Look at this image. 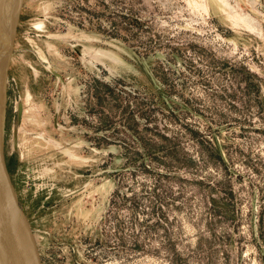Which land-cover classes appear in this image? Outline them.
<instances>
[{"label": "rangeland", "instance_id": "rangeland-1", "mask_svg": "<svg viewBox=\"0 0 264 264\" xmlns=\"http://www.w3.org/2000/svg\"><path fill=\"white\" fill-rule=\"evenodd\" d=\"M6 91L44 264H264V0H23Z\"/></svg>", "mask_w": 264, "mask_h": 264}, {"label": "water", "instance_id": "water-1", "mask_svg": "<svg viewBox=\"0 0 264 264\" xmlns=\"http://www.w3.org/2000/svg\"><path fill=\"white\" fill-rule=\"evenodd\" d=\"M1 36L0 29V40ZM13 42L14 38L6 58L5 69L0 60V232L10 253V264H44L37 236L29 216L21 203L6 157L5 118L7 67H9L10 63Z\"/></svg>", "mask_w": 264, "mask_h": 264}, {"label": "bare ground", "instance_id": "bare-ground-1", "mask_svg": "<svg viewBox=\"0 0 264 264\" xmlns=\"http://www.w3.org/2000/svg\"><path fill=\"white\" fill-rule=\"evenodd\" d=\"M22 2L23 0H0V29L2 35L0 40V60L4 69L6 58L15 36V23L21 12ZM10 262V253L0 232V264H10Z\"/></svg>", "mask_w": 264, "mask_h": 264}]
</instances>
